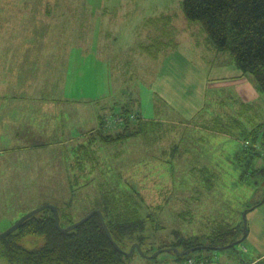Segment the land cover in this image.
<instances>
[{
	"label": "rangeland",
	"instance_id": "1",
	"mask_svg": "<svg viewBox=\"0 0 264 264\" xmlns=\"http://www.w3.org/2000/svg\"><path fill=\"white\" fill-rule=\"evenodd\" d=\"M16 1L23 4L27 1L30 6L34 0ZM183 2L128 0L127 4L107 6L104 17L99 20L77 22V15H73L71 22L65 24V33L72 41L83 46L91 45L92 41L95 48L97 37H101L103 47L99 52L92 48L85 49L83 54L76 51L61 57L49 55L56 59L49 73L47 65L44 66L45 79L49 81L37 77L39 83L34 86V93L38 95L42 90L39 86L49 84L52 94L66 97L72 105L80 102L84 109L82 118L79 114L72 116L75 112H64L69 122L75 123L77 133L85 130L81 123L87 121L83 116L94 117L92 105L100 108L102 115L115 117L122 106L134 109L137 99L142 102L141 113L147 107L150 114L152 97L156 98L160 109L151 113V120L159 119L163 129L153 134L163 138L154 145L150 139L152 134L111 142L96 135L97 125L84 134L71 138L65 135L67 139L63 141L58 134L50 141L36 140L33 150L19 153L10 180L0 175V234L27 213L46 204L61 207L68 220L78 222L108 191L140 193L137 196L143 203L136 197L137 205L140 201L144 217L148 214L154 217L153 221L148 220L145 231V235L151 236L146 246L155 237L150 255L160 246L172 248L176 238L168 235L173 230L185 236L213 237L216 235L213 229L222 226L243 229L245 221L249 229L247 212L264 199L261 170L264 169L261 156L264 123L263 128L258 127L264 122V104L253 108L257 109L252 120L248 118L251 112L244 113L242 127L238 128L235 123L238 92L221 84L223 79H220L225 72L233 73L237 65L230 54L216 50L199 24L185 18ZM22 8L33 14L35 21L36 9L32 13V7ZM82 8L86 10L81 6L77 10ZM93 11L96 17L97 9ZM150 18L158 19L148 21ZM54 28L61 31L56 35H64L63 24ZM44 30L41 37L46 33ZM24 32L22 36L27 35ZM107 46L113 48L108 53ZM208 79L211 84L204 88ZM170 86L183 100L166 91ZM201 94L206 99H201ZM192 100L194 115L184 118L183 112L192 111L187 109L192 108L189 104ZM216 116L229 126V134L202 129L200 125ZM113 123L114 120L108 125L114 127ZM253 128L259 134L258 155L246 145V140L254 142V136H249ZM111 131L118 132L116 128ZM2 169L7 171L9 167ZM68 223L64 220V226ZM158 224L163 229L154 235L152 226L158 227ZM132 245L131 241L127 242L125 250L129 251ZM247 245L245 239L233 248L218 252L200 250L194 256L210 261H215L214 256L224 258L226 264H249L244 253ZM127 263L178 264L171 253H162L155 259L136 253ZM0 264L8 263L0 261Z\"/></svg>",
	"mask_w": 264,
	"mask_h": 264
},
{
	"label": "trees",
	"instance_id": "2",
	"mask_svg": "<svg viewBox=\"0 0 264 264\" xmlns=\"http://www.w3.org/2000/svg\"><path fill=\"white\" fill-rule=\"evenodd\" d=\"M183 14L188 21L201 26L218 52L230 54L237 68L244 75L253 77L259 91L264 94V0H184ZM134 107L129 109L122 106L121 112L115 114V117L102 115L96 135L111 142H122L151 134L153 145L161 140L163 136L158 138L153 133L163 129V122L157 118L145 119L140 111V100H134ZM117 118H120L119 122L116 121ZM113 120L115 126L110 128L108 121ZM200 126L205 130L222 133L231 131L219 116ZM112 128H116L118 132L112 133ZM257 131L256 128L249 133V136H254V142L246 140V145L255 153L260 149L256 141L259 136ZM261 170L264 172V169ZM138 194V191L128 194L108 191L101 201H96L91 211L100 210L103 213L114 242L123 251H126L124 245L131 241L132 244H139L144 253L150 255L155 237L150 246H146V241L151 236L145 235V231L148 220L153 221L154 217L151 214L144 217L143 207L139 205L143 203V199ZM136 197H140L141 202L138 205ZM58 209L61 227L66 228L76 223L66 218L61 207ZM64 220L69 222L65 226ZM152 228L155 229L154 235L159 229H163L159 224ZM212 233L216 235L185 236L180 231L173 230L168 236L175 237L176 241L170 247L182 251L199 246L223 247L242 239L244 228L222 226L214 229ZM164 248L160 246L159 249ZM189 257H195L198 261L207 260L203 256H194L193 253L184 258L177 257L176 261L184 264ZM130 259L115 248L98 215L64 234L56 226L54 212L46 209L31 217L20 229L0 242V261L8 264H128Z\"/></svg>",
	"mask_w": 264,
	"mask_h": 264
},
{
	"label": "crops",
	"instance_id": "3",
	"mask_svg": "<svg viewBox=\"0 0 264 264\" xmlns=\"http://www.w3.org/2000/svg\"><path fill=\"white\" fill-rule=\"evenodd\" d=\"M92 1L97 2L98 0H41V2L34 0L30 6L27 5V1L23 4L22 1L0 0V175L7 176L8 180L11 179L13 170L17 166L19 153L33 150L36 140L50 141L52 136L58 134L59 139L63 141L67 139L65 135L71 138V136L84 134L99 124L102 111L92 105L94 117L85 118L83 116V119L87 121L86 124L81 123L85 126V130L82 133H77L74 130L75 123L69 122L64 112H75L72 116L79 114L82 118L84 109L80 102L77 105H72L66 97L52 94L49 84H46L45 87L39 86L42 87V90L38 95L34 93V86L39 83L36 82L37 77L42 81H49L45 79L44 66L47 65L49 73L51 63L56 62L55 57L51 59L49 55L61 57L76 51L83 54L85 49L93 48L92 41H90L91 45L83 46L80 42L72 41L66 35L65 24L71 22L73 15H77V22L99 20L100 17H104L107 6L127 4L128 0H99L97 5H91ZM80 6L85 7L86 10L84 8L77 10ZM22 7H32V13L33 9H36L38 16L35 21L32 19L33 14L31 15L27 9ZM96 9L95 17L93 10ZM83 14L85 17L82 16ZM164 16L167 15H161V17ZM157 19L150 18L148 21ZM60 24L64 25V35H56L61 31L54 27ZM43 29L46 33L41 37ZM24 30L27 35L22 36L25 33ZM37 37H41V39L38 40ZM100 40L101 37H97L95 42L97 44L93 48L96 52H99V48L103 47ZM112 49V47L111 49L108 47L105 52L108 53ZM233 69V73L225 72L220 76H223L220 79H223L221 84L232 87L238 92V128H240L242 127L240 125L243 124L244 113L251 112L252 114L248 118L252 120L257 109L253 108L264 104V94L259 91L252 77L244 75L237 67ZM38 71L43 74L41 75ZM213 72L215 73V71ZM209 84H211L210 79L205 81L203 87L206 88ZM166 91L177 99L183 100V97L176 91L174 93L171 86ZM200 98L206 99V95L201 94ZM152 101L151 113L156 111V108L160 109L156 98L152 97ZM189 104L192 108L188 107L187 109H192V111L187 114L183 112L184 118L194 115L193 100L189 101ZM146 108L143 107L142 116L149 120L151 113L148 114ZM262 123L264 122H261L258 127L263 128ZM260 150L252 153L258 155ZM239 156L240 154H238ZM261 156L264 157V154ZM23 157L28 158L25 154ZM3 166L9 167V169L1 170ZM247 214L250 224L249 229L248 227L246 229L245 239H247L248 245L244 253L248 256L249 264H261L264 263V201L256 204ZM260 236L262 240H260ZM212 259L215 260L213 261L215 264H226L224 258L218 259L214 256Z\"/></svg>",
	"mask_w": 264,
	"mask_h": 264
},
{
	"label": "water",
	"instance_id": "4",
	"mask_svg": "<svg viewBox=\"0 0 264 264\" xmlns=\"http://www.w3.org/2000/svg\"><path fill=\"white\" fill-rule=\"evenodd\" d=\"M264 201V199H263ZM46 209H50L54 212L55 215V221H56V226L58 228L59 231H61L64 234L69 233L70 231L74 230L75 228L81 226L82 224H84L85 222H87L90 218H92L94 215H98L100 217L102 226L107 234V236L109 237V239L112 241L113 245L115 246V248L119 251H121L124 255H126L128 258H132L136 253H139L142 257L147 258V259H155L157 258L160 254L162 253H171L174 254L176 256V258H184L186 256H189L197 251L200 250H215V251H220V250H225V249H229V248H233L235 247L237 244L242 243L244 241V239L246 238L247 235V223L245 221V225H244V236L242 239L231 243L229 245L223 246V247H209V246H199V247H194L185 251H182L178 248H164V249H159L157 252H155L152 255H147L144 253V251L142 250L141 246L139 244H133L130 248L129 251H123L118 245L117 243L114 242L112 235L105 223V219H104V215L100 210H93L91 211L89 214H87L84 218H82L81 220H79L78 222L63 228L61 227L60 224V213H59V209L58 207L54 206V205H42L34 210H32L31 212L27 213L26 215H24L23 217H21L11 228H9L8 230H6L5 232L0 234V242L4 239H6L8 236H10L11 234L15 233L18 229H20L23 224L29 220L31 217L39 214L40 212L46 210Z\"/></svg>",
	"mask_w": 264,
	"mask_h": 264
},
{
	"label": "built area",
	"instance_id": "5",
	"mask_svg": "<svg viewBox=\"0 0 264 264\" xmlns=\"http://www.w3.org/2000/svg\"><path fill=\"white\" fill-rule=\"evenodd\" d=\"M108 122H111V121H108ZM117 122H119V121H117ZM113 124H115V123H113ZM112 127H113V125H112ZM184 264H215V262L208 261V260H206V261H198L195 257H189V258H187V260H185Z\"/></svg>",
	"mask_w": 264,
	"mask_h": 264
}]
</instances>
